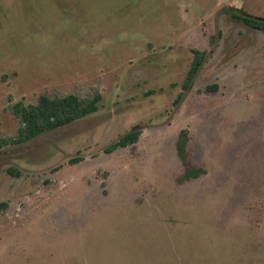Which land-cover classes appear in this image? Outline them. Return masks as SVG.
<instances>
[{
    "label": "rangeland",
    "instance_id": "1",
    "mask_svg": "<svg viewBox=\"0 0 264 264\" xmlns=\"http://www.w3.org/2000/svg\"><path fill=\"white\" fill-rule=\"evenodd\" d=\"M230 7L264 19V0H0V264H264V33ZM96 92L10 142L14 103Z\"/></svg>",
    "mask_w": 264,
    "mask_h": 264
},
{
    "label": "trees",
    "instance_id": "2",
    "mask_svg": "<svg viewBox=\"0 0 264 264\" xmlns=\"http://www.w3.org/2000/svg\"><path fill=\"white\" fill-rule=\"evenodd\" d=\"M229 10L234 18L245 22L248 26L254 29L261 30L264 33V19L236 10L235 7H230ZM192 51L194 53V58L182 84L184 91L189 88L195 79L198 71L204 64L208 53L207 50L197 48ZM215 88H217L216 84L208 85L205 90L212 91ZM182 96L183 92H180L176 101L178 102ZM101 100L102 94L96 92L90 97H82L75 93L65 96H50L42 94L36 104H25L23 101H18L11 106V109L19 118L20 123L16 136L12 138L10 142L13 144H21L38 137L42 133L87 117L99 109ZM141 133V129L135 128L122 135L118 140L109 145L105 151L112 152L120 147L135 145L139 140ZM189 141L190 129L184 128L180 131L176 141L178 156L185 166L184 174L181 176L182 180L198 178L206 172L203 167L191 164ZM80 158L71 159L70 163L77 162ZM8 171L12 174H19V172L13 167L8 168ZM5 205L6 203H1L0 210L2 209L1 207H4Z\"/></svg>",
    "mask_w": 264,
    "mask_h": 264
}]
</instances>
